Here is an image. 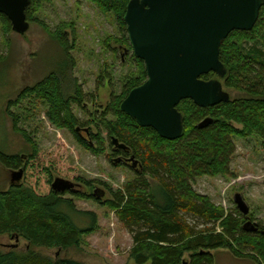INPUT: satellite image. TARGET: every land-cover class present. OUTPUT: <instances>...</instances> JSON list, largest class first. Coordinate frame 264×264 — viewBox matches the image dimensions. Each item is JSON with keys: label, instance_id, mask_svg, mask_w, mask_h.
<instances>
[{"label": "trees", "instance_id": "obj_1", "mask_svg": "<svg viewBox=\"0 0 264 264\" xmlns=\"http://www.w3.org/2000/svg\"><path fill=\"white\" fill-rule=\"evenodd\" d=\"M89 1L101 13L112 15L120 31L126 33L123 17L130 0ZM38 4V0H31L25 12L28 22L34 21L31 12ZM0 23L6 32L12 31L10 22L1 14ZM53 37L64 54V66L25 88L5 109L13 131L26 140L30 152L21 157L0 149V165L22 171L23 179L6 191L0 190V236L15 235L34 247L65 250L79 246L96 226L94 213L78 211L65 196L99 203L102 193L94 191L86 196L73 189L54 192L51 186L58 179L56 174H65V178L87 187L90 183L74 176L76 170L69 164L56 168L42 157L40 149L19 128L18 115L11 111L27 100L38 101L46 108L44 115L54 128L69 132L78 146L94 155L104 152L101 134L83 129L84 124L72 114V105L82 108L85 96L70 77L73 64L65 34L58 30ZM122 41L127 44L124 35ZM131 57L138 64L139 76L127 79L125 91L108 105L106 115L112 119H106L104 114L101 121L113 148L111 155L116 157L111 161L120 164L131 160L133 178L122 190L110 192L112 199L104 203L131 237L130 258L134 264H215L212 252L226 249L237 259L264 264V225L256 224L257 232H250L244 228L246 222L239 211L225 212L215 207L192 187L196 178L229 174L235 153L233 137H256L264 152V7L250 32H232L220 46L219 59L226 68L221 83L236 96L228 93L229 102L209 108L181 101L176 108L182 115L184 131L176 141L160 138L154 130L138 126L119 110L129 91L146 80L143 62L133 54ZM215 78L211 73L201 77L205 81ZM205 119H210L211 124L198 128ZM113 139L123 148L115 146ZM84 220L87 226L81 227ZM0 264L80 263L53 260L32 251L9 250L0 251Z\"/></svg>", "mask_w": 264, "mask_h": 264}, {"label": "rangeland", "instance_id": "obj_2", "mask_svg": "<svg viewBox=\"0 0 264 264\" xmlns=\"http://www.w3.org/2000/svg\"><path fill=\"white\" fill-rule=\"evenodd\" d=\"M38 1L37 8L31 12L34 21L29 22L24 35L6 32L0 23V149L21 157L29 154V144L13 131L5 109L25 88L34 86L48 73L64 66V54L53 37L61 30L70 47L73 64L70 77L76 80L85 96L82 108L72 105V114L84 124L83 129L101 134L104 152L94 155L78 146L69 132L54 128L44 115L46 108L38 101L27 100L11 111L18 115L19 128L40 149L42 157L56 168L69 164L76 170L74 176L90 184L87 187L76 183L65 178V174H56V178L75 183L74 193L79 191L81 195L90 196L97 191L102 196L99 203L65 196L73 201L78 211L92 212L96 216L95 229L82 238L79 246L65 250L46 249L34 247L21 237L16 239L15 235H2L0 251H32L53 260L68 259L80 264H134L130 258L131 237L117 220L115 212L104 205L112 199L110 192L122 190L133 178L131 160L128 158L127 163L120 164L111 161L116 157L111 155L113 148L101 121L104 114L106 119H112L110 114L106 115L108 105L125 91L127 79L139 76L138 64L131 57L133 53L127 34L120 31L112 15L101 13L89 0ZM123 35L127 44L120 42ZM223 90L231 97L236 96L225 87ZM232 142L235 153L230 161L229 174L196 178L193 190L225 212L238 211L234 196L239 194L249 209L247 219L243 216L241 220L264 225V152L261 141L256 137H233ZM13 173L0 165V190L6 191L23 182L22 178L14 182ZM80 226L86 227V221ZM212 255L215 264H254L233 257L226 249L214 251ZM184 259L187 261L188 256L185 255Z\"/></svg>", "mask_w": 264, "mask_h": 264}, {"label": "water", "instance_id": "obj_3", "mask_svg": "<svg viewBox=\"0 0 264 264\" xmlns=\"http://www.w3.org/2000/svg\"><path fill=\"white\" fill-rule=\"evenodd\" d=\"M30 5L31 0H0V14L10 22L12 32L28 31L25 12ZM263 7L264 0H130L123 22L133 56L144 64L146 80L129 91L119 110L166 141L180 139L183 118L176 107L181 101L190 100L199 108L229 102L221 83L226 68L219 59L220 46L232 32H250ZM210 73L216 78L201 79ZM211 122L205 119L198 128ZM112 142L123 148L115 139ZM21 178L22 171L13 173L14 182ZM73 187L62 179L51 186L59 193ZM234 204L244 217L248 215L239 194ZM244 228L257 232L249 221Z\"/></svg>", "mask_w": 264, "mask_h": 264}]
</instances>
